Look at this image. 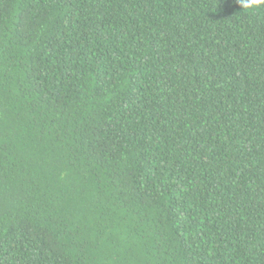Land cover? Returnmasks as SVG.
Instances as JSON below:
<instances>
[{"label": "trees", "instance_id": "16d2710c", "mask_svg": "<svg viewBox=\"0 0 264 264\" xmlns=\"http://www.w3.org/2000/svg\"><path fill=\"white\" fill-rule=\"evenodd\" d=\"M0 264H264V5L0 0Z\"/></svg>", "mask_w": 264, "mask_h": 264}, {"label": "clouds", "instance_id": "9594fccd", "mask_svg": "<svg viewBox=\"0 0 264 264\" xmlns=\"http://www.w3.org/2000/svg\"><path fill=\"white\" fill-rule=\"evenodd\" d=\"M245 10H254L264 5V0H238Z\"/></svg>", "mask_w": 264, "mask_h": 264}]
</instances>
